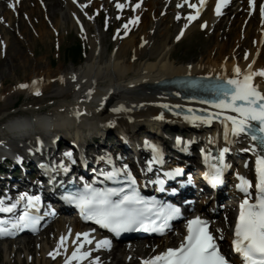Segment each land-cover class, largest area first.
Listing matches in <instances>:
<instances>
[{
    "label": "bare ground",
    "instance_id": "obj_1",
    "mask_svg": "<svg viewBox=\"0 0 264 264\" xmlns=\"http://www.w3.org/2000/svg\"><path fill=\"white\" fill-rule=\"evenodd\" d=\"M7 1L8 4L13 5L15 13L9 10L8 5L7 8H5V4L0 5V70L2 69L1 72H6V68H10L13 72L21 71L23 72L24 80L18 81L16 87L7 90L8 93L5 92V89H0V102H4L12 97V95L19 93H24L31 99L29 103L23 105L21 110L16 111L15 115H12L14 113L8 114L4 118V121L1 119V124L6 123L12 117L22 114L36 115L46 113L49 116H53L51 118V125H54V131L58 135V145L63 142H71L70 144L77 146V144H82L85 141L88 150L92 149V143L96 139H103L104 142V140L110 139L113 136L112 134L115 135V133L124 140L140 133L141 130L144 133V130L148 126H150V132L160 134L162 130H159L156 126L168 125L173 127V132L177 128H184L193 129L201 133L200 139L190 137L183 142V147L180 149L184 154L183 161L186 157H195L194 152L189 149L191 146L196 148L197 153H200L201 150L208 152L215 148H218L220 152L225 147L229 151H234V145L238 140L232 144H225L223 142L224 134L221 126L193 123L184 117L168 112L167 110L195 105L185 101L180 93L173 91L171 88L165 93L166 89L161 90L157 87V84L164 80L184 75L232 78L234 76V67L238 66L244 72L247 70L249 64L253 65V70L264 69V61L262 59L264 49H262L263 41L261 40V32L264 30V18L260 17V20H257L255 24L252 19L256 20L258 14L253 13L250 17L246 16L250 20V23L246 27L244 37H241L239 33L234 34L238 27L234 26V23L244 9L242 5L245 3V0H236L240 4L235 9V12H231V15L237 12V17L235 20L228 21L227 24L225 18H222L224 16H216L217 0H205L198 18L191 23H188L184 15L187 12H189L188 16L193 13L195 14L196 9L188 7L187 4H184V0H128V4L124 7L127 15L124 19V25L128 24L130 28H137V31L130 35L126 34L122 39H119L117 36L119 34V27H116L117 37L114 48L111 49L106 58H104L103 53L106 50L102 49L100 30L99 27H95L94 19L103 11L101 10L102 8L114 6L117 0ZM119 2L125 3V0H119ZM26 3L29 4L28 9L25 8ZM137 3L140 6L133 10V6ZM191 3L199 5V0H192ZM254 3H260V0H254ZM177 4H180L181 7H177ZM81 5H84V7L82 8ZM20 6L24 8L23 10H27V14H23V17L27 19L26 21H23V17V19L19 17L21 14L18 7ZM91 8L92 10L94 9V12L90 11ZM79 10L83 11V14L91 12L90 15L86 16L87 21H90L86 23V28H94V35H89V46L91 49L89 61L81 67L76 69L69 68L65 72L62 68H58L56 72L51 73L48 70L46 72L44 70L38 71L33 69L32 65H30L31 63H29V57L21 50L20 44L22 40L29 41L28 38L31 39L28 30L32 29L38 32V36L48 38L50 34H55V30L65 28L71 16L76 22H80ZM60 12L64 13L60 15L62 17L59 16ZM178 14L182 20L177 19ZM131 16L133 18L139 17L142 21L141 24L137 26L136 23H129ZM16 20L21 28L19 27V35L14 36L16 42H10L11 34L9 33V29L11 28L5 23L7 21L12 25L14 22L16 23ZM81 20L84 19L81 18ZM45 21L52 23L51 30L48 29L50 23L47 25ZM25 22L29 27L24 25ZM186 23L188 26L185 28ZM202 25L206 26L202 27ZM224 25H226V28L223 29ZM254 26L257 28L253 30ZM3 27L7 28L4 29ZM174 27L178 28L179 35L181 30H183L182 37L184 39L192 37L199 31L207 30L211 33L209 35L210 43L215 44L202 51V56L196 62L182 63L177 61L174 56L176 44L171 43ZM6 32L10 34V37L3 40L2 35H5ZM253 41H255V47H253ZM14 44L16 45L13 46ZM12 46L14 49H12ZM246 55L247 58H245ZM36 63L40 64L39 60ZM0 75L2 78L1 83L5 85L7 77H3L2 74ZM73 76L76 77L75 80ZM33 81L40 83L39 88L33 85ZM21 84H26L28 87L20 88L19 85ZM254 84L258 86L260 91L264 92V77H255ZM37 89L40 91L46 90L48 94L38 101L37 107L32 106L33 108H30L31 104H35L36 100L34 101L32 96ZM49 105L50 108H48ZM46 107L48 109H45ZM83 109L84 114L88 115L82 117V121L79 123L81 118L78 117V114ZM114 109L120 110L114 111ZM161 116L163 117L162 119L160 118ZM83 120L84 124L87 120L92 121V124L88 126L90 127L88 128L90 136H83ZM173 132L170 133L173 135L175 134ZM42 139V141L36 142V149L38 148V144L43 145L44 142L51 140L49 136ZM169 139L170 137L164 136L162 138H153V140L160 143H166V140ZM123 140L120 141L123 142ZM144 140L145 138L142 139L143 144L141 145L140 152L146 156L150 141L145 144ZM9 141L14 142L4 130L0 131V142H2L0 148ZM242 142L248 143L247 140H240L238 143ZM29 145L31 144L22 143L17 144L15 147L17 150H21L18 152L23 156L26 153L25 148ZM197 146L199 147L197 148ZM122 147L123 151L121 149L119 151L129 152L128 146L123 145ZM247 148H250V145ZM63 154L64 151H61V155ZM167 155L170 156L169 154ZM176 164H180L181 169L192 167V163L188 162V160L186 164L180 162ZM198 175L201 176L202 171H199ZM248 178L254 179L252 174H248ZM229 185L235 184L232 182ZM194 196L197 195L194 194ZM231 196L234 198L239 197L235 192H231ZM213 201L215 202L214 199L210 200V198L205 197L202 204H200L206 205V203ZM225 207H228L229 210L232 209L231 205H225ZM195 211L196 213H201V206L195 205ZM210 211L212 210L210 209ZM220 214L219 211L216 217L203 214L202 216L205 220H210L213 223L212 229L215 232L217 241L224 245L227 240L224 232L228 229L229 215L220 220L218 219ZM57 223V230L52 243L46 241L39 247L42 254L41 258L38 259V264H64L66 256L71 255L75 247L72 240L76 238L75 234L77 232H89L93 244L102 239L96 232L89 231L88 228L82 226L77 221L67 222L61 218L57 220ZM69 229H71L70 235ZM218 229L219 231H217ZM179 233L180 236L178 235ZM185 234V226L181 224L178 225L172 234L166 235L156 242H135L127 245L117 244L109 252L104 248L103 254H94L92 252L91 257L81 261V264H93L95 258H99V263L101 264H140L143 259L155 256L165 251L168 247L179 246ZM62 235L69 236L67 252L64 249H60V254L56 255L55 259H53L49 256V252H52L56 248ZM221 236L223 237L222 239ZM25 242L20 247L24 251H26ZM7 243L6 241L3 247L5 252L8 251ZM87 249L88 247L82 249V251ZM94 249H96V246L91 247V251ZM72 264H76V262L73 261Z\"/></svg>",
    "mask_w": 264,
    "mask_h": 264
},
{
    "label": "snow or ice",
    "instance_id": "obj_2",
    "mask_svg": "<svg viewBox=\"0 0 264 264\" xmlns=\"http://www.w3.org/2000/svg\"><path fill=\"white\" fill-rule=\"evenodd\" d=\"M205 0H199V5L184 0V4L188 7L196 9L194 15L186 17L188 23L195 20L200 9L204 6ZM228 0H217L216 13L221 12L222 4H227ZM128 4L120 3L117 0V9H122ZM250 7L254 8V0H249ZM140 6L139 3L133 6V10ZM12 8L13 5L9 4ZM83 8L84 5H81ZM177 7H181L177 4ZM260 13L264 18V5L260 7ZM177 19H180L179 14ZM139 21V17H134L129 23ZM188 24H185V28ZM206 25H202L204 27ZM125 30L128 24L124 25ZM127 31H125V35ZM183 35V30L181 34ZM115 38V37H114ZM180 36H177V40ZM247 58V55L246 57ZM234 76L232 78H218V84L215 87V96L212 100L204 101L209 103L217 112L207 115L186 116V120L195 123L197 121L210 124L213 119H219L224 127V139L230 142V137H238L245 134L250 137L255 144L251 147V151L259 152L256 156V192L255 199L252 200L250 188L251 182L240 176V183L237 185L239 191L244 194V199L240 203L239 215L234 226V239L232 247L235 253L239 254L243 264H264V92H261L256 84L253 83L254 78L264 77V69L253 70V65L249 64L246 71L242 72L237 66L233 69ZM75 80L76 77L73 76ZM37 82L33 81V85ZM20 88H26L28 85L21 84ZM91 91V90H90ZM39 95V91L35 92ZM90 94V93H89ZM167 107V106H165ZM120 109H114L119 111ZM192 111L191 109L189 110ZM229 113H235L231 115ZM223 117V119H221ZM163 118L162 116L160 117ZM147 143V142H146ZM152 148L153 157L148 162V170L151 171L152 165L163 163L159 149L156 145H148ZM229 149L223 148L219 152L218 163L209 165V172L206 173V179L213 184H219L224 170L229 167L225 161V153ZM72 163H76L72 159V153H65ZM106 163L111 164V170L102 172L103 180L111 181L113 187H96L97 181L92 183L84 182L82 187H74V189H65L63 199L69 204L75 205L80 212L81 217L85 221H91L101 228L107 229L119 236L122 232L144 231L148 233H156L159 235L166 234L171 229V221L182 216L181 209L172 204H166L155 199H148L141 195L137 188L136 178L133 176L127 164L121 168L112 164L111 157H103ZM208 157H205V163ZM45 171L48 170L47 165H42ZM59 168L65 172L68 171L67 166L60 162ZM182 169H175L173 172L166 173L171 176L179 175ZM83 179V178H81ZM163 184V180L156 181ZM24 202L23 211L16 215L14 210L18 205ZM40 197L29 195L27 192L22 193L15 202H7L0 198V213L12 214L7 219H0V237H11L16 232L23 229L37 230L42 216L40 211ZM35 213V214H34ZM54 212H45L44 215H54ZM209 221L195 216L186 222L187 234L184 236L179 247H170L159 254L147 259H143L141 264H230V261L221 254L216 238L208 230ZM219 231V229L217 230ZM71 229H69V235ZM75 239L72 240L75 245L71 255L66 256L64 264H81V261L90 256V251H82L85 244H92L89 232H77ZM83 237V240L80 238ZM69 236L62 235L56 248L49 252V256L55 259L60 254V249L67 252V241ZM223 237L221 236V239ZM96 248H111V241L103 239L96 241ZM93 264H99V258H95Z\"/></svg>",
    "mask_w": 264,
    "mask_h": 264
},
{
    "label": "rangeland",
    "instance_id": "obj_3",
    "mask_svg": "<svg viewBox=\"0 0 264 264\" xmlns=\"http://www.w3.org/2000/svg\"><path fill=\"white\" fill-rule=\"evenodd\" d=\"M28 6H29V4L26 3L25 8H27ZM63 6L65 7V5H63ZM3 7H5V6L3 5ZM5 8H7V7H5ZM18 8L20 10L21 15H19V17L21 19L23 17V14L26 13L27 10H23L24 8L21 6ZM122 9H117L116 6L115 7L112 6L109 8L104 7L101 9L103 11H101V13L94 19L95 27H99V30H100L99 34H100V37H102V49L106 50L105 52H103L104 58L108 57L107 56L108 53H110L111 49L114 48L115 39H116V33H115L116 27H119L118 29L120 30V33L117 35L119 37V39L123 38L124 32L127 31V30H125V28L123 26L124 19L126 18V13H125L124 9L123 10ZM64 11L66 14V9ZM90 11L94 12V9L92 10V8H91ZM235 11H233V12H235ZM243 11H244V9L242 10V13H243ZM256 11H257V9H256ZM63 12H60L61 14H59V16L63 15L64 14ZM91 12H85L84 15L88 16L91 14ZM242 13L239 15V17H237V12L234 15H231V13L226 14V15H229V17L225 20H226V24H227L228 21L235 20L237 17V19L234 23V26H236V27L238 26V27H237L236 32L234 34L239 33L241 35V37H244V34L246 32V27H247L248 23H250V20H248L246 18V16H247L246 10H245V14H246L245 16L242 15ZM82 14H83V12L79 11L80 22H76L71 16V19L68 21L67 26H65L66 29L61 28V29L55 30L56 31V32L54 31L55 36L52 33V34H50V36L48 38L47 37L43 38V37L38 36L39 35L38 32H36L32 29L28 30L29 34H30L29 37H31V39L28 38L29 41L22 40V41H20V44H21V50L29 57V60H30L29 63H31L30 65H32L33 69L38 70V71L44 70L46 72L48 70L51 73V72H56L58 68H62L65 72V71H68L69 68L76 69L78 67H81L82 65L86 64L89 61V59L91 57V49L89 46V35H92V36L94 35V32H93L94 28L93 27H90L89 29L86 28V23H89L90 21H87L86 16H84ZM97 14H95V15H97ZM60 17H62V16H60ZM23 18H22L23 21L27 20L25 17H23ZM81 18H83L84 20H81ZM252 21H254V23L256 24V21L254 19H252ZM49 23H47V25ZM5 24H8L11 28V29H9V33L11 34V39H10L11 41L10 42H12V41L16 42L14 40V36L19 35L18 32H19L21 26L19 25V23H17V20H16V23L14 22L12 25L9 24L7 21ZM50 24L48 26L49 30H51L50 27L52 26V23H50ZM24 25H26V22ZM82 25H84L83 26L84 31L81 29L78 30L76 28L77 26H82ZM139 25H137V26H139ZM242 25H243V27H245L244 30L242 29ZM26 26L29 27L28 25H26ZM3 28L5 29L7 27H3ZM224 28H226V25L223 26V29ZM255 28H256V26H254V28H252V29L254 30ZM132 29H133V31L131 34L136 33L137 28L133 27ZM177 31L179 34L178 28L176 29L174 27L172 30L171 43L174 45L176 44L175 45L176 46V53H174L175 54L174 56H175L177 61H180L182 63L198 61V59H200V57L202 56V54H201L202 51H204L205 49H207L209 47H212L215 44V43H210V36L209 35L211 33H209V31H203V32L199 31L196 34H194L192 37H187L186 39H184V37H182L184 40L182 38L179 40H177V38H175L178 36ZM9 33L6 32L5 35H2L3 36V37L1 36L2 39L3 40L8 39V37H10ZM127 34H129V33H127ZM181 40H183V41L180 43ZM177 41H178V43H176ZM76 43H81L85 46V58H84V61L81 62V64L79 66H76V65L70 63L65 57V50L68 49L69 47L73 46ZM15 45L16 44H14L13 46H15ZM56 45H58L60 47H58ZM12 49H14V47ZM263 49H264V47H263ZM47 58H48V60H47ZM262 59L264 61V55L262 56ZM37 60H39L40 64L36 63ZM47 63H49V64H47ZM6 69H7L6 72H1L2 69L0 70V74H2L3 77H7L5 85H2V83H1L2 78L0 75V89H5V92L8 93L7 90H10V89L16 87L18 85V81L24 80V77H23V72H21V71H17V72L14 71L13 72L10 70V68L9 69L6 68ZM43 91H44V94H42V96L33 94L32 97L34 98V101L35 100L36 101H35V104H31L30 108L37 107L38 101H40L41 98H44L45 96H47L48 91H46V90H43ZM40 92H42V91H40ZM30 99L31 98H29V96H27L26 94L19 93V94L12 95V97H10L8 100H6L4 102L1 101L0 102V120L3 119V121H4L5 120L4 118L7 117V115L9 113L12 114L14 112V114H12V115H15L16 111L18 112L19 110H21L24 104L29 103ZM67 99H69V98H67ZM17 103H21L20 106L17 107L16 106ZM48 108H50V105L48 106ZM48 108L46 107L45 109H48ZM0 125H1V122H0ZM141 131H140V133H137L136 136L141 134ZM155 133H157V132H155ZM111 141L115 142V138L113 137L109 141V143H111ZM169 142H172V141H169ZM57 143H58V141H57ZM1 144H2V142H0V145ZM18 151H21V150L19 149ZM194 155H195V153H194ZM222 205L223 204L221 203L220 206L224 208V205L223 206ZM213 207H214V204L208 206V209L213 208ZM226 211H227V209H225L224 212H226ZM49 227L50 228L47 231L42 232L40 234L39 238L36 240L31 239V238H21L20 240H17L15 242H8L7 243L8 244V251H6V252L3 250L4 244L0 243V264H38V259L41 258V254H42V251L39 250V247H41L42 244H44V242H46V241H48L49 243L50 242L52 243L54 236L56 234L57 223L53 224L52 226H49ZM25 241H27V242H25ZM24 242L26 243V251L20 249L21 244H23ZM146 242H149V241H145V243ZM150 242H152V241H150ZM49 247H51V246H49ZM26 254H28V256H26ZM29 258H31V259H29Z\"/></svg>",
    "mask_w": 264,
    "mask_h": 264
},
{
    "label": "trees",
    "instance_id": "obj_4",
    "mask_svg": "<svg viewBox=\"0 0 264 264\" xmlns=\"http://www.w3.org/2000/svg\"><path fill=\"white\" fill-rule=\"evenodd\" d=\"M66 53L68 54L69 58L74 61L77 62L78 60H81L82 57V47L80 44H76L73 47H71L70 49H68L66 51Z\"/></svg>",
    "mask_w": 264,
    "mask_h": 264
}]
</instances>
